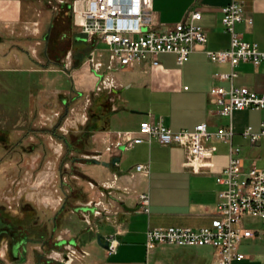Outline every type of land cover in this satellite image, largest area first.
Segmentation results:
<instances>
[{
	"label": "crops",
	"instance_id": "obj_1",
	"mask_svg": "<svg viewBox=\"0 0 264 264\" xmlns=\"http://www.w3.org/2000/svg\"><path fill=\"white\" fill-rule=\"evenodd\" d=\"M71 1L58 4L55 0H0V64H12L13 59L3 58L11 49L15 51L16 63H27L20 54L21 47L18 48L17 41L30 32L35 40L32 51L36 54V48L44 41L43 58L64 69L71 66L70 76H78L75 82L82 84L85 90H95L99 78V114L104 115V122L100 123L99 130L89 129V113L88 117L83 114L76 117L68 131L87 127L85 134L91 149L81 148L77 154H88L89 151L95 155L91 158L116 162L106 168L92 163L87 156H81L71 159L69 164L64 163L66 168L69 165L79 167L78 174L68 173V178L65 176L63 180V186L68 190L65 202H70L69 211H66L65 203L58 213H52L46 227L40 225L43 219L38 221L39 228L28 229L30 232L17 227L16 245L9 246L8 241H2L5 243V264L13 261L15 264H59L51 261L48 255L62 250L65 243H73L70 245L79 253L73 261L75 264H150L152 258V264H164L162 258H157V253L164 246H170L147 248V230L209 226L217 213L218 193L224 188L216 182V177L229 163L231 149H240L238 156L245 170L251 166L264 169V137L251 143L242 135L248 127L252 132H258L259 124L264 120V110L234 111L231 117L220 115L210 102L209 90L212 87L229 88L230 83L220 80L216 74L229 73L231 67L227 63L212 62L206 55V52L224 51L230 46V35L221 23V9L232 2L241 4L243 8V19L235 25V31L244 41L256 43L264 52V0H153L155 28H170L184 21L189 12H200L201 19L197 24L203 28L206 42L195 45L183 65L176 63L174 54L165 53L157 57L156 65L135 63L108 70V53H99V75L90 61L94 46L87 42L86 36L71 24L66 30L56 31L60 18L63 21L69 18ZM42 32L45 33L43 37ZM60 41L67 42V46L61 47ZM1 70L21 71V76H32L35 81L41 69ZM234 70L237 72L233 80L235 86L264 92V61L258 66L240 63ZM66 82L72 90L74 84L64 79V84ZM62 101L65 103V99ZM144 121L161 124L174 132L193 131L197 125L206 123L207 130L214 133L231 125L233 136L230 142L213 138L209 141L216 152L210 159V169L200 173H193L186 166V152L182 148L161 146L153 139L129 149L107 150L120 141L122 132H135ZM63 145L70 154L73 153L72 144L67 142L53 148L48 144L47 147L59 156ZM139 164L147 165L149 172L136 171L135 166ZM37 176L35 178L39 181V177L44 175ZM66 179L70 181L67 184ZM92 184L96 190L90 187ZM141 192L149 195L148 213L138 211V194ZM36 199L40 210V205L49 204L52 198L40 197L38 193ZM92 200L98 203L97 207H86ZM54 202L52 205L55 207L56 200ZM95 210L101 212L97 217L93 216ZM83 214L90 215L89 225L83 221ZM29 216L28 211L21 213L22 226ZM63 220L64 226H58ZM244 226L253 232V237L242 240L239 245V251L245 258L231 264H264V218H246ZM97 234L105 239L114 235L118 242L116 252L109 254L107 249L99 246ZM31 236L35 242H32V257L29 259L24 258V253ZM174 248L185 252L203 247ZM43 249H47L46 254ZM183 254L168 259L166 264H215L212 249L209 261L198 252L191 256ZM41 256L45 259L41 260Z\"/></svg>",
	"mask_w": 264,
	"mask_h": 264
},
{
	"label": "built area",
	"instance_id": "obj_2",
	"mask_svg": "<svg viewBox=\"0 0 264 264\" xmlns=\"http://www.w3.org/2000/svg\"><path fill=\"white\" fill-rule=\"evenodd\" d=\"M55 1L58 4L65 3V0ZM152 1L72 0L70 10L74 26L94 46L90 61L96 54L99 56V53H108L106 69L112 70L114 66L121 69L135 63L149 62L156 65L160 54L170 53L175 55L178 65L187 62L193 47L206 42V34L197 24L201 13L189 12L184 21L159 30L155 28ZM221 12V23L230 35V46L224 51L206 52V55L212 62L229 64V73L216 76L228 81L230 86L228 89L212 87L209 90L210 102L216 106L220 115L226 117H231L234 111L264 110V92L257 93L233 84L237 77L235 67L240 63L258 66L264 61V52L259 50L256 43L244 41L235 31V25L243 19L241 4L232 2L223 7ZM101 45L106 49L99 48ZM98 69L99 63L96 65V72ZM242 135L251 143H256L264 137V120L260 122L258 132H252L248 127ZM232 136L231 125L214 133L207 130L206 123L197 125L193 131L174 132L161 124L144 121L137 131L122 132L120 141L110 145L107 150L129 149L153 139L161 146L182 148L186 152V166L193 173H200L210 169V159L216 152L215 146L209 144V141L213 138L230 142ZM239 152V148L231 149L229 163L216 177V182L224 185V188L218 193L217 213L210 225L198 229L176 226L150 228L146 232L147 248L153 245L210 247L215 264H231L245 258L239 251V245L242 240L252 238L253 232L244 226V220L264 218V169L251 166L245 170L243 161L238 156ZM135 169L144 174L149 172L148 166L144 164L136 165ZM90 204H86V207ZM92 205L97 207L98 203L94 202ZM96 211L93 216L97 217L101 212ZM138 211L149 212L147 192L138 194ZM83 221L89 225L90 215L83 214ZM106 240L109 241L107 252L115 253L118 246L115 236L109 235ZM62 248L64 253L50 252L48 258L72 264L77 257V250L69 243Z\"/></svg>",
	"mask_w": 264,
	"mask_h": 264
},
{
	"label": "rangeland",
	"instance_id": "obj_3",
	"mask_svg": "<svg viewBox=\"0 0 264 264\" xmlns=\"http://www.w3.org/2000/svg\"><path fill=\"white\" fill-rule=\"evenodd\" d=\"M66 1L68 2L69 0H65V2ZM58 24L59 25L56 26V31L66 30L70 24L75 28L71 10L69 18H66L64 21L60 18ZM44 34L45 33L42 32L41 37H43ZM30 35L32 34L29 32L26 37L17 41L18 48L21 47V49H19L20 54L27 59V63H16L14 56L15 51L11 49L3 58L13 59L12 64H0V68L2 69L18 68L21 70L23 68L32 67L41 69L39 73L36 74L35 81L32 80V76H25V78L21 76L23 74L21 71H0V137H2L0 138V208H3L8 213V218H13L22 207H26V210H29L30 219H27L28 222L25 221V226H22V222L19 221L16 222V224H18L17 227L27 230L33 228L38 229L39 227H37V225L40 219H43L40 225H45L46 227L49 219L52 217V213H58V209L63 207L66 203L65 199L68 196L66 191L68 190L67 186H63L64 177L66 176V178H68V173L78 174L79 167L75 166L76 168H74V166L69 165V167L66 168L65 165L69 164V161L74 158H79L81 156H83L81 158H85L84 156L91 158L95 156L89 151H87L88 154L83 155L76 153L78 151L81 152L82 149H91V147H89L90 142L87 139L88 137H86L87 134H85L87 129L86 126H82L73 131L68 130L77 116L85 114L88 117V113H91L89 109L94 101H98L97 103L99 104V100H97L99 97V95H97L99 94L97 89L99 88V78H97L98 82L95 90H85L82 84L75 82L78 76H70L71 66L70 68L64 69L43 58L41 55L44 47L43 40H41L43 42L40 43L41 45L39 47L36 46L38 48H36L37 52L35 54L32 51V48L35 47V40ZM60 42L59 43L62 45L61 47H65L63 45L66 44L67 46L68 44L64 41ZM99 48L106 49L103 45ZM34 56H36V58ZM37 60H39V62H37ZM98 63L99 56L95 55L91 62L93 68H96ZM97 74L99 75V69L97 70ZM26 77L30 78V81L27 80ZM60 77L63 78L60 79ZM23 79L24 82H21ZM64 79L70 80L72 84H74L72 90H69V83L66 82V84H64ZM23 83L27 86H23ZM63 99H65V103L62 101ZM65 129L68 133H65ZM32 130L40 131V141L31 133ZM53 130H55V134H51ZM64 136H66L67 142L72 144L73 153L70 154L66 147L63 146L62 153L58 156L49 150L47 146L50 144L53 145L52 148L54 146L57 147L58 144L63 143L61 139ZM33 139L36 141L35 150L31 154H28L25 149L32 144ZM64 163L66 164L64 165ZM37 174L44 176L39 177L40 180L37 181V178H35ZM72 180L75 181L74 179ZM69 182L70 181L66 179V184ZM90 187L95 190L97 189L94 184ZM38 193L40 197L44 196L46 198L48 196L52 198L51 201L48 202L49 204L43 202L44 204L40 205V210L38 208L39 202H37L36 199ZM33 194H36L35 198L30 199ZM44 200L47 199H43V201ZM55 200L56 204L60 202V205L57 206L55 204L54 207L52 204L55 203ZM88 202L91 204L87 205V207L91 208L95 201L92 200ZM69 203L70 202L66 203V211H69ZM64 224L65 221L63 220L58 226H64ZM29 230L27 232H30ZM3 240L8 241L9 246L12 244L16 245V240L13 239V241H11L10 238H3L0 235V264H5L6 262L4 260L5 243L2 242ZM32 242H35V239H32L31 236V238L28 239L24 258L30 259L32 257V250L30 249L33 245ZM63 243H65V241L61 242L58 247ZM70 244L74 245L73 243ZM44 248H48V246ZM43 251L44 254H46L47 249H43ZM56 252L64 253V249L62 248V250ZM195 252H198L205 260L209 261L211 259V248L209 247L198 248V250L190 249L184 252L183 249L171 246H164L161 248L157 253V258H162V263L166 264L170 258L184 255L183 253H187L186 255L191 256ZM78 255L79 253H77V256ZM44 259V256H41V260ZM50 260L56 261L59 264H64V262L60 260ZM152 260L153 258L150 264H152ZM13 262L10 264H15V262ZM72 264L75 263L73 262Z\"/></svg>",
	"mask_w": 264,
	"mask_h": 264
},
{
	"label": "flooded vegetation",
	"instance_id": "obj_4",
	"mask_svg": "<svg viewBox=\"0 0 264 264\" xmlns=\"http://www.w3.org/2000/svg\"><path fill=\"white\" fill-rule=\"evenodd\" d=\"M31 133L36 137V139H38V141H40V131L39 130H32ZM51 134H55V130H53L51 132ZM0 138H2V137H0ZM2 140L5 141L4 139H2ZM61 140L63 141V144L64 143L66 144V142H67L66 136H64ZM35 144H36V141H34V139H33L32 144L27 146V148L25 150L28 154H31L32 152H34ZM24 211H27L26 207H22V209L16 213V215H15L16 220H18V221L20 220V218H21L20 215ZM16 222L14 221L13 218H8V213L3 208H0V235H1V237H3V238L8 237V238H10L11 241H13V239L15 240L16 239L15 229L17 228V225H18V224H16Z\"/></svg>",
	"mask_w": 264,
	"mask_h": 264
},
{
	"label": "trees",
	"instance_id": "obj_5",
	"mask_svg": "<svg viewBox=\"0 0 264 264\" xmlns=\"http://www.w3.org/2000/svg\"><path fill=\"white\" fill-rule=\"evenodd\" d=\"M97 100H99V97ZM97 102L98 101H94L93 105L89 109V111L91 110V113L89 114V122L87 124V127L89 129H92V130H99V127L101 126L100 123L104 122V115L99 114V104ZM13 219L15 222L16 221L18 222V220H16V217H13ZM29 219H30V217H28V220ZM19 222H20V220H19ZM24 223H26V222H24Z\"/></svg>",
	"mask_w": 264,
	"mask_h": 264
},
{
	"label": "water",
	"instance_id": "obj_6",
	"mask_svg": "<svg viewBox=\"0 0 264 264\" xmlns=\"http://www.w3.org/2000/svg\"><path fill=\"white\" fill-rule=\"evenodd\" d=\"M90 160L92 163H94L96 165H102L103 167H106V168L113 166L116 162L115 160H112L111 162H102V161H99L98 159H94V158H91ZM96 242L103 249H108L109 241H107L102 235H100V234L96 235Z\"/></svg>",
	"mask_w": 264,
	"mask_h": 264
}]
</instances>
